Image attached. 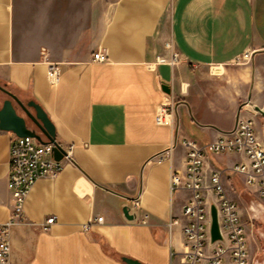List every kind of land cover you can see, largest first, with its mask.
<instances>
[{"label":"crops","instance_id":"1","mask_svg":"<svg viewBox=\"0 0 264 264\" xmlns=\"http://www.w3.org/2000/svg\"><path fill=\"white\" fill-rule=\"evenodd\" d=\"M99 50L106 61L94 59ZM174 51L178 60L168 62ZM246 52L249 66L236 67ZM50 62L61 65L56 81ZM222 66L221 77L211 75ZM0 83L40 104L57 141L74 145L57 176L37 180L26 220L11 228L17 264H127L123 256L144 264H174L177 256L181 263L182 206L191 193L173 189L171 175L184 169V139L207 144L234 128L242 105L264 106V0H0ZM6 98L0 89V106ZM14 136L0 129V224L13 203ZM159 155L167 157L158 162ZM243 158L205 157V180L222 170L237 202L225 171ZM50 215L56 222L43 231ZM96 216L103 220L84 228Z\"/></svg>","mask_w":264,"mask_h":264},{"label":"built area","instance_id":"2","mask_svg":"<svg viewBox=\"0 0 264 264\" xmlns=\"http://www.w3.org/2000/svg\"><path fill=\"white\" fill-rule=\"evenodd\" d=\"M167 45L172 47L171 42ZM251 53L246 52L234 63L249 61ZM96 61H106L108 56L99 50L94 53ZM159 60L165 62L166 58ZM178 54L174 51L168 61L175 63ZM61 65L50 62L48 76L58 80L61 76ZM169 102L164 103L158 112L157 121H165ZM258 112L247 105L240 108L233 129L221 132L219 136L207 144L195 139L186 138L185 166L183 170L175 169L171 175L173 189L190 191V196L182 206V233L184 250L182 264H252L248 241V232L242 219L239 203L227 194L223 172L214 169L209 180H205L204 165L206 154H241L243 159L236 161L230 168L242 175L251 192L264 197V138L257 130L256 115ZM63 157L54 156V143H41L29 135L12 139L9 158L8 186L12 195V209L8 221L0 224V264H17L11 257L12 246L10 231L14 224L26 220L25 206L28 196L37 180L44 176H57L65 167L66 161L72 160L74 145H62ZM167 155H159L156 161L162 162ZM135 199L133 206H139ZM212 205L216 206L221 237L212 240ZM102 216L91 218L84 223L88 229L94 221H102ZM56 222V216H48L41 229L49 231ZM175 218L171 223H178Z\"/></svg>","mask_w":264,"mask_h":264},{"label":"water","instance_id":"3","mask_svg":"<svg viewBox=\"0 0 264 264\" xmlns=\"http://www.w3.org/2000/svg\"><path fill=\"white\" fill-rule=\"evenodd\" d=\"M163 88L170 93V88L168 86L164 85ZM0 89L8 95V98L4 99L0 106V129L11 131L17 136H33L41 143L52 142L54 143L55 158L61 159L64 151L57 141L55 126L43 107L34 100L28 102L22 101L16 94L1 83ZM253 107L264 119V106L254 105ZM19 108L24 114L19 112ZM259 209L262 210L264 214V207L261 204ZM123 212L127 218H133V215L129 213V207L125 206ZM211 214L212 240H216L221 237V234L215 205H212ZM122 259L127 264H144L128 256H123Z\"/></svg>","mask_w":264,"mask_h":264},{"label":"rangeland","instance_id":"4","mask_svg":"<svg viewBox=\"0 0 264 264\" xmlns=\"http://www.w3.org/2000/svg\"><path fill=\"white\" fill-rule=\"evenodd\" d=\"M235 66L244 68L249 66V63L248 61H245L243 63L236 64ZM210 71H212V76L216 75V77H221L224 73V67L222 66L220 72H217L214 67L212 68V70L210 69ZM221 82L223 81H220V83ZM204 86V88L207 87L206 84H204ZM206 90L208 89L206 88ZM258 115L260 114L258 113ZM259 119V127L264 129V119L261 115ZM233 159V156L229 158V160ZM225 175L230 176L233 180V184H236V186L237 184H239L237 188L236 186L234 188L231 187V194L238 200L240 208L242 210V219L246 225L248 232L251 262L252 264H264V214L262 213V210L259 209L260 204L264 207V197H259L254 192L243 190L240 185H245V180L243 176L236 174L235 172H233V170H226ZM174 264H181L179 257L176 256L174 258Z\"/></svg>","mask_w":264,"mask_h":264},{"label":"bare ground","instance_id":"5","mask_svg":"<svg viewBox=\"0 0 264 264\" xmlns=\"http://www.w3.org/2000/svg\"><path fill=\"white\" fill-rule=\"evenodd\" d=\"M220 69H221V67H215V70H216L217 72H219Z\"/></svg>","mask_w":264,"mask_h":264}]
</instances>
